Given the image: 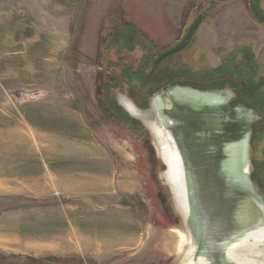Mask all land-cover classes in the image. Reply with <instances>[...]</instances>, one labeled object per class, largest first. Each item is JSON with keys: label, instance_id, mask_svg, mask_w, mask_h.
Masks as SVG:
<instances>
[{"label": "rangeland", "instance_id": "1", "mask_svg": "<svg viewBox=\"0 0 264 264\" xmlns=\"http://www.w3.org/2000/svg\"><path fill=\"white\" fill-rule=\"evenodd\" d=\"M179 1L184 13L173 26L148 14L170 0H0V264L179 263L189 235L165 168L116 98L146 110L185 72L196 74V89H232L235 106L256 114L252 174L264 192V76L216 41L254 34L262 46L253 11L257 3L264 12V0ZM228 11L245 26L236 38L221 27ZM199 15L187 46L149 72ZM202 39L210 56L194 50Z\"/></svg>", "mask_w": 264, "mask_h": 264}, {"label": "water", "instance_id": "2", "mask_svg": "<svg viewBox=\"0 0 264 264\" xmlns=\"http://www.w3.org/2000/svg\"><path fill=\"white\" fill-rule=\"evenodd\" d=\"M254 16L264 25V13L257 3ZM202 19L199 15L181 41L154 59L148 71L182 51ZM121 98L130 107L124 106ZM116 100L130 118L148 131L156 157L165 168L161 177L172 210L189 235L188 249L178 264L189 260L200 264L198 257L208 262L204 264H239L236 257L225 255L224 245L242 239L255 244L244 247V262L264 264V194L251 179L256 114L243 105L232 107L235 96L229 90L168 87L152 97L146 110L125 96L118 95ZM156 127L167 134L174 146L178 174L173 175L178 184L167 177L168 167L160 155ZM183 203L186 211L181 209ZM252 234L263 238L255 243L250 238ZM238 249L235 246L232 253Z\"/></svg>", "mask_w": 264, "mask_h": 264}, {"label": "crops", "instance_id": "3", "mask_svg": "<svg viewBox=\"0 0 264 264\" xmlns=\"http://www.w3.org/2000/svg\"><path fill=\"white\" fill-rule=\"evenodd\" d=\"M132 1V0H131ZM161 1V0H160ZM168 1V0H167ZM182 4V1L179 0H170L169 4H166V7H148V14L150 15V18L157 20V23L160 24L159 20H167L169 22H171L170 20L173 21V26H176L177 24H180V22L182 21V17H183V13H184V7L180 6ZM187 3L185 2V5ZM184 5V6H185ZM126 12L124 13L125 15V20L127 21L128 24L130 25H135L134 21H129V9L126 8L125 10ZM132 11V10H130ZM242 12H246V8L242 10ZM229 11L227 13H225L222 16L224 25H222L221 27L224 29L225 31V35L231 34L229 35V37L233 38L236 35L238 36L239 34V30L238 29H243L245 28V26L243 25V23L238 22L239 18H236V15L234 14H230L232 15V18L230 17V15L228 14ZM245 13V15H246ZM264 13V12H263ZM247 20V19H246ZM234 21V22H233ZM234 29V31H228L229 29ZM262 29V32H260L263 36H264V29L262 27H260ZM260 29V31H261ZM218 36V35H217ZM234 38V39H235ZM233 40V39H232ZM257 38H255L254 34L246 36L245 38H237V40H235V43H228L226 40L223 39H217L216 37V41L217 44H220V47H223L227 54L226 56L228 57H233V58H237V60L241 59L240 62L245 63V66H249L250 68H252V71L254 73H256V75H260V76H264V44L262 46H259V43L256 41ZM156 40H152L150 39L149 42L155 44ZM212 40L208 39V43L209 45H211ZM216 41L214 43V45L216 44ZM224 44H223V43ZM153 44V45H154ZM248 47H251V51L250 54L248 53L247 55H245V50L248 49ZM216 48V47H213ZM217 48H219L217 46ZM194 50L196 51L197 55H199V57H204V55H209V52L207 51L208 49H204V41L203 39L199 42L198 46L194 47ZM210 56V55H209ZM243 60V61H242ZM238 64V63H237ZM242 66V65H240Z\"/></svg>", "mask_w": 264, "mask_h": 264}, {"label": "bare ground", "instance_id": "4", "mask_svg": "<svg viewBox=\"0 0 264 264\" xmlns=\"http://www.w3.org/2000/svg\"><path fill=\"white\" fill-rule=\"evenodd\" d=\"M121 103L124 106L130 107L129 103L124 98H121ZM157 129H158V127L155 128V134H156V137H157L158 142L160 144L159 145L160 150H161L160 151V155L164 159V161L166 162V165L168 167L167 177H168L169 180L171 179V181L174 184H176V183L178 184L177 179L173 175V174H178V171H177V168H176V159L178 157H177V154H176V152L174 150V146L170 143V138L167 136V134L163 133L161 130H159V129L157 130ZM178 190H179V193H180L181 191H180L179 188H178ZM183 208L186 211L187 207H186V205L184 203H183V206H181V209H183ZM177 235H178V240H179V241H177L178 242L177 245H178V248H179V247H181V245L185 241V237H184V235L181 232H177ZM250 238H252L253 241L256 243L259 240H261V238H263V237H258L257 235L252 234L250 236ZM173 243H175V239L174 238L169 242V245H171ZM253 244L254 243H252V242H250V241H248L246 239H242L240 241H236V242H233L231 244L224 245L225 255H227V257L228 256L229 257L232 256V258H234V259L236 257L237 263H239V264H246L244 262V257H245L244 256V247L245 246H249V245H253ZM235 246H237L239 249L237 251H235L234 253H232V249ZM168 248H171V247L168 246ZM227 260H228V258H227ZM211 262L218 263L219 261H211ZM198 263L204 264V263H208V262L204 258L198 257ZM227 263H229V262H227ZM184 264H195V263L192 260H189V261H187Z\"/></svg>", "mask_w": 264, "mask_h": 264}, {"label": "trees", "instance_id": "5", "mask_svg": "<svg viewBox=\"0 0 264 264\" xmlns=\"http://www.w3.org/2000/svg\"><path fill=\"white\" fill-rule=\"evenodd\" d=\"M253 14H254V11H253ZM259 22V21H258ZM260 23V22H259ZM260 25H262V26H264L262 23H260ZM191 40V39H190ZM190 42V41H189ZM157 57H154L153 59H156ZM152 59V60H153ZM166 59V58H165ZM154 61V60H153ZM152 61V62H153ZM162 62V61H161ZM160 62V63H161ZM184 75H185V82H182V81H180V82H177V85H173V86H182V87H191V88H193V87H195V88H193V89H196V86H194L195 84H193V82H195V80L193 79V78H195L196 77V74L195 73H193V72H191L190 71V73H189V75H186V72L185 73H183ZM180 75V74H179ZM180 77L182 78L183 76L182 75H180ZM168 88V87H167ZM196 90H202V91H204V90H208V89H205V88H203V89H200V88H198V89H196ZM240 105H243V104H240ZM117 106H118V104H117ZM119 107V106H118ZM233 107V106H232ZM120 108V107H119ZM121 109V108H120ZM249 109V108H248ZM122 110V109H121ZM123 111V110H122ZM124 112V111H123ZM125 113V112H124ZM126 114V113H125ZM127 115V114H126ZM128 116V115H127ZM128 118L130 119V120H132L133 122H136V123H139L140 125H141V123L140 122H138V121H136V120H134V119H132V118H130L129 116H128ZM142 126V125H141ZM251 179H252V181L261 189V187L258 185V183L256 182V180H254L255 178H254V175L252 174V176H251ZM262 192H263V190H262ZM263 194H264V192H263Z\"/></svg>", "mask_w": 264, "mask_h": 264}, {"label": "flooded vegetation", "instance_id": "6", "mask_svg": "<svg viewBox=\"0 0 264 264\" xmlns=\"http://www.w3.org/2000/svg\"><path fill=\"white\" fill-rule=\"evenodd\" d=\"M163 60H164V59H163ZM163 60H162V61H163ZM159 63H160V62H159ZM223 90H230V91H232V89H230V88H225V89H223ZM235 99H236V101H237V95H236V94H235ZM235 103H236V102H234V103L232 104L233 107H235ZM246 106H247V105H246ZM247 108H249V107H247Z\"/></svg>", "mask_w": 264, "mask_h": 264}]
</instances>
